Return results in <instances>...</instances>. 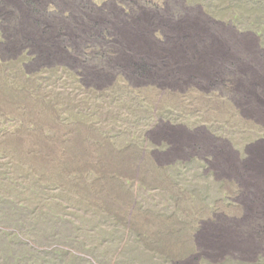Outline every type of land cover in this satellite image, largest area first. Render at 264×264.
<instances>
[{
    "label": "rangeland",
    "instance_id": "obj_1",
    "mask_svg": "<svg viewBox=\"0 0 264 264\" xmlns=\"http://www.w3.org/2000/svg\"><path fill=\"white\" fill-rule=\"evenodd\" d=\"M263 159L264 0H0V264H264Z\"/></svg>",
    "mask_w": 264,
    "mask_h": 264
},
{
    "label": "bare ground",
    "instance_id": "obj_2",
    "mask_svg": "<svg viewBox=\"0 0 264 264\" xmlns=\"http://www.w3.org/2000/svg\"><path fill=\"white\" fill-rule=\"evenodd\" d=\"M179 45V44H178ZM177 49V48H176ZM181 49V48H180ZM220 49V48H219ZM218 50V49H217ZM175 51V50H174ZM175 55V54H174ZM176 56V55H175ZM178 57L180 58L181 57V55L179 54L178 55ZM206 57L208 58V60L206 59ZM201 62H198V65H199V68L200 69H202V70H205V66H207V64L206 63H208V65H210L211 63H212V60H211V58L209 57V56H201ZM205 58V60H207V62L205 61V60H203ZM263 161H264V159H263Z\"/></svg>",
    "mask_w": 264,
    "mask_h": 264
},
{
    "label": "crops",
    "instance_id": "obj_3",
    "mask_svg": "<svg viewBox=\"0 0 264 264\" xmlns=\"http://www.w3.org/2000/svg\"><path fill=\"white\" fill-rule=\"evenodd\" d=\"M260 164V163H259ZM259 164H256L254 167L260 168L261 166ZM261 182V181H260ZM262 183V182H261Z\"/></svg>",
    "mask_w": 264,
    "mask_h": 264
}]
</instances>
